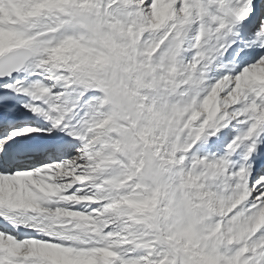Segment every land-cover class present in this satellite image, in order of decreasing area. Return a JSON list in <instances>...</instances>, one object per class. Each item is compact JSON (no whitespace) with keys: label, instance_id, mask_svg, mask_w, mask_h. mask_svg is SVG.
I'll return each mask as SVG.
<instances>
[{"label":"snow or ice","instance_id":"1","mask_svg":"<svg viewBox=\"0 0 264 264\" xmlns=\"http://www.w3.org/2000/svg\"><path fill=\"white\" fill-rule=\"evenodd\" d=\"M0 264H264V0H0Z\"/></svg>","mask_w":264,"mask_h":264}]
</instances>
